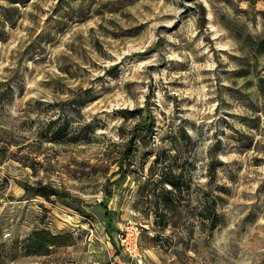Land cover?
<instances>
[{"label": "rangeland", "instance_id": "374dc122", "mask_svg": "<svg viewBox=\"0 0 264 264\" xmlns=\"http://www.w3.org/2000/svg\"><path fill=\"white\" fill-rule=\"evenodd\" d=\"M128 222L145 264H264V0H0V264H137Z\"/></svg>", "mask_w": 264, "mask_h": 264}, {"label": "trees", "instance_id": "16d2710c", "mask_svg": "<svg viewBox=\"0 0 264 264\" xmlns=\"http://www.w3.org/2000/svg\"><path fill=\"white\" fill-rule=\"evenodd\" d=\"M152 165L156 169L152 176H157V179H159L158 183L161 185L160 191L156 192V194L160 198L162 212L174 211L176 209L174 205L175 200L188 189L187 180L184 178V171L182 169L178 170L177 168H174L173 164L169 163L166 156H163V153H157L154 155ZM34 194L45 198L47 201H49L52 196L61 198L60 194L50 187H36L34 189ZM107 196H109V194ZM212 204L211 207L201 205L198 217L201 221H210L212 222V226H215L218 222L215 214L216 208L214 207V200H212ZM62 237L63 236H57L45 230L37 231L33 239V242H35L34 247L49 248L50 246L56 245L58 242L57 240L62 239Z\"/></svg>", "mask_w": 264, "mask_h": 264}, {"label": "built area", "instance_id": "2783aa9c", "mask_svg": "<svg viewBox=\"0 0 264 264\" xmlns=\"http://www.w3.org/2000/svg\"><path fill=\"white\" fill-rule=\"evenodd\" d=\"M125 229V233L119 236V246L123 254H127L130 260L137 264H145L144 255L141 253L139 246V229L130 222L127 223Z\"/></svg>", "mask_w": 264, "mask_h": 264}]
</instances>
